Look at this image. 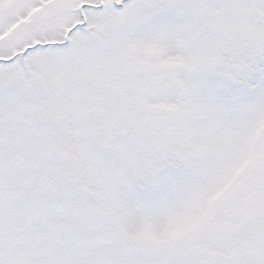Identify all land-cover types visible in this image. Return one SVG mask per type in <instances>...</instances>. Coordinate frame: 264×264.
<instances>
[{"label": "snow or ice", "instance_id": "snow-or-ice-1", "mask_svg": "<svg viewBox=\"0 0 264 264\" xmlns=\"http://www.w3.org/2000/svg\"><path fill=\"white\" fill-rule=\"evenodd\" d=\"M0 264H264V0H0Z\"/></svg>", "mask_w": 264, "mask_h": 264}]
</instances>
